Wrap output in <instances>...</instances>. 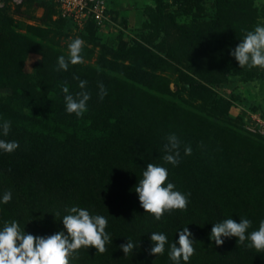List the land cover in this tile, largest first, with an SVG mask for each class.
Segmentation results:
<instances>
[{"label": "trees", "instance_id": "trees-1", "mask_svg": "<svg viewBox=\"0 0 264 264\" xmlns=\"http://www.w3.org/2000/svg\"><path fill=\"white\" fill-rule=\"evenodd\" d=\"M152 2L144 33L130 43H102L87 20L78 32L89 46L81 51L86 63L67 71L56 69L58 57H68L58 44L70 20L58 17L55 29L25 25L20 33L8 6L0 8V125L11 124L7 136L0 129V140L19 144L12 153L0 150V230L15 220L26 234L67 235L62 218L79 207L107 219L111 240L103 254L81 247L69 264H175L168 252L185 227L195 249L187 264H264V251L248 241L210 240L213 224L225 219H249V233L264 220V139L245 133L241 117L228 115L235 98L216 91L229 76L264 81V68L240 67L230 55L255 29L258 10L253 0H211L206 16L203 0ZM20 6L43 8L48 20L54 13L52 0ZM30 55L36 59L26 73ZM74 76L87 81L91 95L79 117L67 113L62 91L65 84L73 95L81 91ZM172 134L181 141L176 166L163 161ZM149 163L168 170L165 186L187 195L185 210L160 220L144 212L135 187ZM5 192L12 195L7 204ZM153 232L167 236L162 255L149 254ZM129 238L135 248L125 256L120 246Z\"/></svg>", "mask_w": 264, "mask_h": 264}, {"label": "clouds", "instance_id": "clouds-1", "mask_svg": "<svg viewBox=\"0 0 264 264\" xmlns=\"http://www.w3.org/2000/svg\"><path fill=\"white\" fill-rule=\"evenodd\" d=\"M82 46L81 39L73 40L68 45V57L65 58L63 55L58 57L56 70L67 71L69 64L82 63ZM230 55L235 58L240 67L264 68V26H256L253 31H247L238 46L231 50ZM73 78L79 80L77 76ZM86 85L87 81L79 80L81 91L75 95L69 92L66 84L62 87L68 114L75 113L79 117L87 111V102L91 95L86 91ZM98 88L99 98L103 100L107 95V90L103 83H99ZM10 126V121H4L0 125L4 136L8 135ZM18 147L19 144L16 141L0 140V150L5 153H12ZM180 149L179 138L175 134L169 135L164 145L163 161L173 166L178 165ZM191 151L190 146L184 147L185 155H190ZM167 178L168 170L165 167L149 163L142 173V179L138 180L135 187L144 212L152 214L156 220H160L166 211L185 210L188 204L187 195L174 190V184L167 183L165 186ZM11 198V192H5L2 202L7 204ZM66 211L69 214L63 216L62 223L67 235L61 231L47 237H38L26 234L15 220L5 221L0 230V264H69V256L81 247H94L97 252L103 254L106 251V243L111 240L109 234L105 232L107 219L101 215H90L88 210L79 207H71ZM250 227L251 221L246 218L239 219L238 223L232 218L225 219L213 224L210 240L214 241L215 245L221 246L224 243L222 237H236L237 244H244L248 241V248H254L258 252L264 251V220L259 222L258 230L249 233ZM151 242L152 247L149 254L158 256L164 253L168 240L165 234L153 232ZM193 242L192 233L188 227L180 230L178 241L170 245L169 259L179 264L182 258L187 264L195 251ZM120 248L127 256L135 245L129 238L127 243L122 244Z\"/></svg>", "mask_w": 264, "mask_h": 264}, {"label": "rangeland", "instance_id": "rangeland-1", "mask_svg": "<svg viewBox=\"0 0 264 264\" xmlns=\"http://www.w3.org/2000/svg\"><path fill=\"white\" fill-rule=\"evenodd\" d=\"M168 1V0H166ZM53 3V1H52ZM54 4V3H53ZM254 6L257 8L259 18L255 24L256 26H264V0H253ZM108 15L110 18V24L105 25L102 28H96V36L99 37L102 43L108 45H114L118 39L125 40L128 43L136 39V35L140 32L144 33V25L148 22L147 16L150 15V11L153 9L154 3L152 0H106ZM211 0H203V8L206 16L211 13ZM16 10L15 7L8 6L7 14L14 20L15 29L20 33H25V25L38 26V27H51L56 28V19L65 20L61 16L58 8L54 4V13L50 15L48 20L44 16L43 8H30L26 9L23 6H19ZM177 22H182L184 18L177 17ZM70 25L69 30H66V37H59V48L64 53L68 54V45L71 40L82 38L78 35L79 28L74 24ZM147 31V29L145 28ZM83 41V40H82ZM83 45L86 42L83 41ZM89 47L88 45H86ZM96 52V50H95ZM36 56L30 55L25 63L24 71L26 73L31 72V66L35 61ZM86 63V61H83ZM88 64L93 63V59ZM170 81L169 88L174 90L175 75H169ZM216 91L223 97H234L232 107L228 111V115L231 118H237L240 116V108L249 111H264V81L258 80H245L239 76H229L226 81L219 86ZM240 127L243 128V122L240 123ZM249 133V132H245ZM251 134V133H249ZM254 135V134H251Z\"/></svg>", "mask_w": 264, "mask_h": 264}, {"label": "built area", "instance_id": "built-area-1", "mask_svg": "<svg viewBox=\"0 0 264 264\" xmlns=\"http://www.w3.org/2000/svg\"><path fill=\"white\" fill-rule=\"evenodd\" d=\"M60 14L70 20L79 30L87 20L98 28L110 24L106 0H52ZM24 0H0V8L5 6H20ZM243 128L264 139V111H249L240 108Z\"/></svg>", "mask_w": 264, "mask_h": 264}]
</instances>
